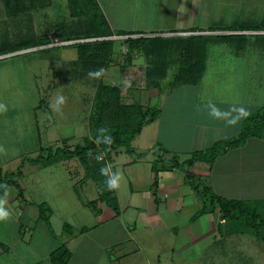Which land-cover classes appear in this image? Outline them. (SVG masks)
<instances>
[{
	"label": "rangeland",
	"instance_id": "rangeland-1",
	"mask_svg": "<svg viewBox=\"0 0 264 264\" xmlns=\"http://www.w3.org/2000/svg\"><path fill=\"white\" fill-rule=\"evenodd\" d=\"M205 1L206 6L216 7V10H220L223 15L226 13V17L225 15L223 17L227 22L236 21L229 26H242L239 21L245 16L254 23L251 25L246 23L247 26L256 28L242 35L239 33V37L245 38L246 42L238 43L237 41L226 48L225 52L217 51L216 55L226 57L232 52H237L235 54L248 58L255 56L259 58L256 67H260L256 69V72H249L248 76L243 70L241 81L233 72L219 79L213 76L210 80L211 85L221 88L239 82L243 87V92H250L251 98L261 106L264 104V0H230L226 4L222 0H199V5ZM124 2L127 7L128 2L126 0ZM31 3V0H0V105L3 106L0 108V149H2L0 150V168L2 171H14L20 163H23L21 169H24L26 173L22 177V182H26L25 177L29 178L31 183L35 180L31 186L33 189H29V185L24 183L26 193L28 191L34 193L39 200L57 192V197L61 201L57 204L55 200L50 199L51 204L54 206L57 204L58 210L54 211L51 216V223L56 224L59 222L56 220H61L60 213L69 214V210L73 209L69 206L70 202L72 206L77 205L74 200L70 202L67 200L71 198L70 191L66 193L67 189L57 183L63 184L60 180L67 181L71 176L73 179L68 182V185L77 181L76 189L83 199L95 196L96 188L93 181L90 178L82 182L79 180L76 169L82 168V164L76 157L53 162L47 166L52 169L45 172L42 164L35 163L36 165L32 166L23 159L27 156H35L39 151V146L42 148L56 146L64 136L69 137V142L66 144L70 146L79 142V139L86 134V117L95 84L99 81L115 84L113 82L118 81L119 77L117 67L114 65H109L105 69L102 78L83 72L84 70L79 68V61L75 59V45L73 44L55 43L56 45L8 52L29 45L34 37L50 34L54 29L60 28L61 36L68 38L90 36L96 32L95 27L91 26L96 22L85 16H69L66 0H35L33 6ZM189 4L188 0L182 3L186 13L191 6ZM125 6L124 9H126ZM104 8L108 16L113 15L112 7ZM121 12L118 10L115 15L119 16ZM122 14L125 18L128 16V11L125 10ZM97 15L99 17L101 12L99 11ZM189 16V13L185 15V17ZM54 42H59V40ZM83 74L86 75L82 76ZM160 86L165 89L167 79H161ZM61 97L64 98L63 103L60 102ZM39 102L41 106L36 107ZM149 104L153 105L155 102ZM156 105L159 106L158 103ZM150 125L141 130L132 145L134 143L139 146L145 141ZM50 126L52 129H49ZM262 135H264V129ZM175 154H160L157 165L167 166L172 164L173 160L182 161L189 157V153H177L175 159L172 157ZM149 156L151 155L147 154L140 158L135 153L121 152L117 156H112L111 160L107 159L108 177H111L113 173L120 174L117 192L121 204L129 196V188H133V183L130 184L129 181L136 172L142 177L140 181L146 182L147 187L149 186L151 173L146 170L145 162ZM132 158L136 159L137 164H132L131 168L122 169V161ZM200 164L198 162L192 167L182 166L177 169L182 176L187 170L191 174L190 184L195 187L194 191L186 181L185 184H179L181 194L179 195L183 201L179 218L170 216L164 219L163 216L166 217L168 214L163 213L160 214L164 220L162 224L151 227L146 217L147 221H144L141 216V221L134 214L133 207L123 206L125 209L123 217L98 226L95 230L79 236L77 241L72 243L70 249L73 262L70 263L75 264L74 261L78 263L82 261L81 264H106L104 261L106 252L103 248L107 247L106 243L109 240L120 236L122 243L118 250L121 252L134 251L130 258H122L119 261L122 262L121 264H264V241L248 232L239 231L241 229L239 227L244 225L243 218L221 219L216 210L198 218V211L207 212L209 207L205 204L209 201L203 202L199 197L200 193L197 192L202 186L208 185L207 175L199 168L196 169L201 166ZM65 167L70 169V174ZM33 168L36 169L32 170ZM247 187L240 191L234 190L232 194L238 197L233 199H264V178L250 173ZM44 188L45 195L43 194ZM149 191V194L155 192V186H151ZM77 214L79 215L78 221H76L78 218L76 214L71 215L68 220L75 224L95 223L91 214H86V216L80 215L79 212ZM193 214L196 218H189ZM64 219L66 220L62 217V220ZM17 224L15 219L9 217L0 220L2 242L9 244L15 238ZM171 227L177 230V235H174ZM41 229H44V225L38 221L32 231L34 237L31 238L32 244L24 245L26 253L28 247L32 249L31 252L45 249L38 246L42 243V240L39 241ZM30 232L28 230L24 232V240ZM204 233L207 234L196 238ZM113 235L115 237H111ZM129 238L130 240H127ZM118 250L115 252L117 253ZM109 263L118 264L110 261Z\"/></svg>",
	"mask_w": 264,
	"mask_h": 264
},
{
	"label": "crops",
	"instance_id": "crops-1",
	"mask_svg": "<svg viewBox=\"0 0 264 264\" xmlns=\"http://www.w3.org/2000/svg\"><path fill=\"white\" fill-rule=\"evenodd\" d=\"M124 1L95 0L112 35L83 39L87 41L102 38L112 40L113 50L109 59L105 63L93 60H78L76 53L75 59L79 61V68L84 70L83 72H88L86 74L91 72L97 78L103 77L106 71L105 69L109 65L116 66L119 80L114 81L113 83L115 84L103 83L118 86L120 100L123 103L138 102L142 105H147L150 102L158 101L159 113L157 117L152 122L144 125L139 131L140 133L145 126L151 124L144 142H141L139 146L134 145V143L132 145L135 137L139 135L138 133L130 141V153L125 152L124 147H119L115 151H112L109 157H104V154H100L102 161L105 162V172L107 175V159L109 158L111 160L112 156H117L121 152L126 154L135 153L140 158L150 154L151 156L145 162L146 170L151 173L150 187L148 186L151 188L153 179V174L150 169L151 163L158 157L160 158V154L176 153L175 155L177 156V153L190 154L192 151L208 148L215 140L232 136L238 132L244 118L239 119L235 124L230 123L231 120L238 116V112L234 109L242 107L250 114L260 106L251 98L250 92H243V87L239 82L221 88L213 87L210 82L213 76L219 79V77L222 78L230 75L231 72L236 73V77H239L238 79L241 81V73L243 70L248 76L249 72H256V69L260 68L259 66L256 67V63H259V58L255 56L250 58L244 55L240 56L235 54L237 52H232L231 55L226 57L224 55H216L217 51L221 50L225 52L226 48L237 41L238 43L244 42L245 38L239 37V35H228V37L226 36L223 39L206 41L204 43L202 68L198 76V86L192 83H168L164 89L160 86L161 79H169L175 71L176 59L183 47L185 36L197 33L244 34L252 30H231L229 24L236 23V21L227 22L223 17L224 15L226 17L227 14H221V11L216 10V7L206 6V1L199 5V0H188L191 6L187 13L182 5L184 0H126L128 2L127 7ZM229 1L222 0L224 4L229 3ZM106 6L113 8V15L108 16L106 14L104 8ZM124 6L126 9H124ZM118 10L120 12L128 11V16L124 18L122 12L119 16L115 15ZM188 13L190 16L185 17ZM246 23L254 24L243 16L239 24L247 25ZM190 29H202V31H189ZM119 31H129L130 34L116 35ZM127 36L131 38H146L141 43L139 49H134L129 52V55H126L124 54L125 43L122 41ZM43 46L46 45H42L41 47ZM114 51L115 55H113ZM97 73L98 75H96ZM159 89L161 91L157 94ZM93 91L94 89L92 90V95ZM213 107L216 110L215 112H213ZM49 129H52V126ZM82 137L77 143L81 142ZM62 140L69 142V137H62L58 144ZM195 163L198 162H194L190 166L192 167ZM199 163H201V166L196 167V169L198 170L199 168L207 175L208 185L215 194L226 198H237L238 196L233 195L232 192L236 189L240 191L247 187L248 175L250 173L264 178V135L261 137L247 138L242 146L229 149L225 153L217 156L210 166L204 162ZM132 164H137L136 159L132 158L124 162L122 161V169L130 167ZM30 165L33 166L36 164ZM49 165H41L44 172L52 169L47 167ZM65 168L68 174H70V169L68 167ZM35 169L33 168L32 170ZM177 169L173 167L169 170H159L156 176L155 192L150 194L146 182L140 181L142 177L136 172L130 177L129 181L130 184L131 182L133 183V188H129V196L126 197L122 204L119 202L117 188H115L118 205V212L116 214L101 202L96 203L95 209L88 206L89 201L96 199L97 192H95L94 197L81 199V193L76 189L77 181H73L72 184L69 183L68 185V182L73 179L71 176L68 177L67 181L65 179L60 180L63 184L57 183V185L67 189L66 193L68 191L71 192H69V196L73 199L68 198L67 200L69 202L74 200L77 205L73 204L72 206L70 202L69 206L73 209H70L71 211L69 210V214L61 211L62 213L59 215L65 217L66 220H62L61 217V220H56L59 221L56 224L51 223V216L54 211L57 212L58 209L56 206L61 201L57 197V192H53L51 196L48 195L41 198V200L30 191L26 193L24 183L29 185V189H33L31 186L35 180L31 183L29 178L25 177L26 182H22V177L26 172H24V169H21V175L18 177L17 182L21 188L24 200L16 195V190L12 187L0 196V206H3L10 213L9 218L15 219L18 223L17 235L9 244L2 242L3 240L0 238V243L4 245V247L0 246V264H50L48 254L60 244H63L70 251L71 255L67 264H72L70 263L73 262L72 251L70 249L72 243L77 241L79 236L95 230L98 226H103L123 217L125 212L124 207L127 206L134 208V214L138 218L142 216L144 221L148 220V225L151 227L162 224L164 220L160 214L162 215L163 213L168 214L166 217L163 216L164 219L170 216L179 218V211L181 210V204L183 202L180 196L181 194L179 193V184H185V181L183 180L181 172ZM99 171L103 179L105 173H102L101 169ZM191 172L194 171L191 170ZM76 173L81 182L87 179L84 177L82 168L76 169ZM45 193L44 188L43 194L45 195ZM50 199L55 200L57 204H54L56 206L51 204L52 201ZM40 203L48 208L46 221L39 216L36 205ZM77 212L80 215L84 214V216L91 214L95 223L91 225H85L83 223L75 224L68 220L71 215L76 214L78 216L76 221H78L79 215ZM207 212L200 213L198 218H201L203 214L211 213L209 211ZM194 216L195 214L189 218H196ZM38 221H41L44 225V229H41V236L39 237V241L42 240V243L38 246L44 247L45 249L31 252L32 249L28 247L26 253L24 251V245L27 243L28 245L32 244L31 238H34L32 231L35 229ZM64 222L73 227L74 231L72 233H67L62 230V224ZM81 226L88 228L82 233H77L76 230ZM26 230L31 231L28 234L27 241L24 240V232ZM171 230L174 232V235H177V230H174V227H171ZM206 234L198 235L196 238ZM111 237H115V235ZM127 240H130V238ZM121 243L120 236L106 243L107 247L103 248L106 252L104 260L106 264H110L109 261L111 263L117 262L121 264L122 262L119 261L122 258H130L134 251H119L118 248ZM117 250L118 252L116 253L115 251ZM79 262L74 261L75 264L82 263V261Z\"/></svg>",
	"mask_w": 264,
	"mask_h": 264
},
{
	"label": "trees",
	"instance_id": "trees-1",
	"mask_svg": "<svg viewBox=\"0 0 264 264\" xmlns=\"http://www.w3.org/2000/svg\"><path fill=\"white\" fill-rule=\"evenodd\" d=\"M31 2L33 6L35 0H31ZM66 3L69 16H85L91 21L96 22H93L94 24L91 25L95 27V34L78 38H68L61 36L62 30L60 28L54 29L50 34H41L34 37L30 40L31 43H29V45L18 49H12L8 52L47 45L55 40L74 41L71 43L68 42L66 45H75V53L78 60H93L105 63L113 50L112 40L104 38L93 41L83 40L91 37H107L112 35L102 14L99 17L97 15L99 9L95 0H66ZM240 25L242 26H230V28L231 30H256V28H251L247 25ZM189 31H202V29H190ZM129 34V31H119L116 33V35ZM228 35L236 36L240 34L197 33L185 36L183 47L176 59L175 71L172 73L171 77L167 79V84L192 83L198 86V76L202 68L204 43L206 41L223 39L226 36L228 37ZM145 38L146 37H125L122 41L125 43L124 54L129 55V52L134 49H139ZM160 91L161 89L158 90L157 94H159ZM157 103L158 101L153 105H142L138 102L123 103L120 100L118 86L104 84L99 81L96 83L93 91L87 117V130L81 142L70 146L66 144V141L62 140L59 145L54 147H40L35 156H27L23 161L30 164L40 163L42 165H49L53 162L76 157L82 164L84 177L90 178L96 187L97 197L95 200L89 201L88 206L95 209L96 203L101 202L116 214L118 212V205L115 189L109 190L107 185L108 175L106 172H104V178H101L99 170L106 169L105 162L102 161L100 154H104V157H109L110 153L119 147H124L125 152L130 153V141L139 133L144 125L152 122L157 117L159 113V107L156 105ZM40 106L41 103L39 102L36 107ZM101 129L105 131H100ZM263 129L264 104L243 119L236 134L215 140L208 148L192 151L189 157L182 161H178L176 159L177 156L173 155L172 157L176 160L172 159L173 163L167 166L157 165L159 157L153 160L150 167L153 174L152 186L156 185V176L159 170H169L173 167L178 168L182 166L188 167L194 162H204L210 166L217 156L225 153L229 149L242 146L247 138L261 137ZM110 137L112 141L111 144L107 143ZM22 164L23 163H20L14 171L9 172L2 171L0 168V196L12 187L16 190V195L24 200L21 188L17 182L18 177L21 175ZM185 172L186 173L182 176L183 180L190 184L191 181L189 179L191 174L187 170ZM190 186L193 190L195 189L192 184H190ZM197 192L200 193L199 197L203 202L209 201L205 203L209 205L207 208L209 212L216 210L218 212V217L221 219L243 218L245 220L244 225L239 227L241 228L239 231L242 233L244 231L248 232L254 237L264 241V199L241 200L226 198L215 194L209 185L202 186ZM36 207L39 216L46 221V212L48 208L41 203L37 204ZM200 213L203 212L199 210L198 214ZM87 228L86 226H81L76 231L77 233H82L86 231ZM62 230L67 233H72L74 231L73 227L66 222L62 224ZM0 246L4 247L1 243ZM70 255V251L63 244H60L49 252L48 261L50 264H67Z\"/></svg>",
	"mask_w": 264,
	"mask_h": 264
},
{
	"label": "clouds",
	"instance_id": "clouds-1",
	"mask_svg": "<svg viewBox=\"0 0 264 264\" xmlns=\"http://www.w3.org/2000/svg\"><path fill=\"white\" fill-rule=\"evenodd\" d=\"M89 75L91 76V75H93V73H89ZM96 75H98V73ZM60 102L61 103L64 102V98L63 97L60 98ZM0 108H3V106L0 105ZM212 109H213V112L216 111L214 107ZM234 110L238 112V116L230 121V123H232V124L237 123V121L239 119L245 118V117H247L249 115V113L242 107L239 108V109H234ZM217 115H218V113H217ZM100 131H105V130L101 129ZM111 142L112 141H111V137H110L109 140L107 141V143L111 144ZM0 150H2V149H0ZM101 171H102V173L105 172L104 169H102ZM119 178H120V174L119 173H113L112 174V176L107 181V185H108L109 190H112V189H115V188L119 187ZM9 215H10V213L8 211H6L3 206H0V220L8 218Z\"/></svg>",
	"mask_w": 264,
	"mask_h": 264
},
{
	"label": "built area",
	"instance_id": "built-area-1",
	"mask_svg": "<svg viewBox=\"0 0 264 264\" xmlns=\"http://www.w3.org/2000/svg\"><path fill=\"white\" fill-rule=\"evenodd\" d=\"M69 41H59V42H54V43H50V44H47L46 46H50L51 44L53 45H56V44H66L68 43ZM56 43V44H55ZM44 47V46H43Z\"/></svg>",
	"mask_w": 264,
	"mask_h": 264
}]
</instances>
